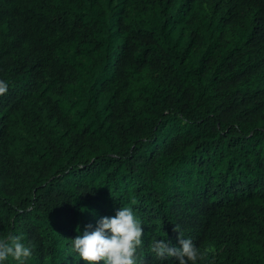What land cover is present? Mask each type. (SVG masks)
Masks as SVG:
<instances>
[{"label":"trees","instance_id":"obj_1","mask_svg":"<svg viewBox=\"0 0 264 264\" xmlns=\"http://www.w3.org/2000/svg\"><path fill=\"white\" fill-rule=\"evenodd\" d=\"M0 80L25 264H87L72 239L124 206L143 264L180 233L197 264H264V0H0Z\"/></svg>","mask_w":264,"mask_h":264},{"label":"clouds","instance_id":"obj_2","mask_svg":"<svg viewBox=\"0 0 264 264\" xmlns=\"http://www.w3.org/2000/svg\"><path fill=\"white\" fill-rule=\"evenodd\" d=\"M9 85L0 80V96L7 94ZM79 230V229H78ZM174 231L180 233L178 226ZM144 228L141 219L130 206L117 210L113 217H102L93 230L87 225L82 235L72 239L73 250L87 264H143L140 250L143 247ZM22 236L9 233L0 238V264L9 257L25 264L33 255L32 247L22 243ZM180 246H174L169 240L154 239L150 251L159 260L175 258L178 264H197L206 259L207 250L202 251L191 238L180 233Z\"/></svg>","mask_w":264,"mask_h":264}]
</instances>
